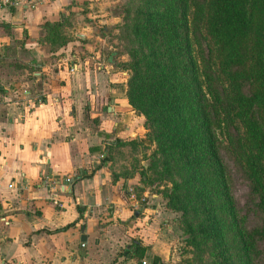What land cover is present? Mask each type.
<instances>
[{
    "label": "crops",
    "instance_id": "crops-1",
    "mask_svg": "<svg viewBox=\"0 0 264 264\" xmlns=\"http://www.w3.org/2000/svg\"><path fill=\"white\" fill-rule=\"evenodd\" d=\"M87 1L0 0V264H177L162 207L135 210L141 174L118 169L134 114L89 65L101 40H56Z\"/></svg>",
    "mask_w": 264,
    "mask_h": 264
},
{
    "label": "trees",
    "instance_id": "trees-1",
    "mask_svg": "<svg viewBox=\"0 0 264 264\" xmlns=\"http://www.w3.org/2000/svg\"><path fill=\"white\" fill-rule=\"evenodd\" d=\"M190 7L195 32L203 29L208 36L202 52L207 93L199 85L191 55ZM140 14L135 32L146 43L148 54L144 57L147 67L136 82L140 90L150 81L152 89L167 92L166 112L201 186L198 199L211 210L213 193L226 188L214 125H221L230 141L237 127L241 133L237 143L264 220V0H149ZM65 21L62 18L54 25ZM129 102L134 106L136 99ZM238 235L244 264H252L255 243L264 240V225L240 229ZM138 248L133 244L125 252Z\"/></svg>",
    "mask_w": 264,
    "mask_h": 264
},
{
    "label": "rangeland",
    "instance_id": "rangeland-1",
    "mask_svg": "<svg viewBox=\"0 0 264 264\" xmlns=\"http://www.w3.org/2000/svg\"><path fill=\"white\" fill-rule=\"evenodd\" d=\"M147 1L89 0L79 8L81 16L77 20H67L54 30L58 34L56 40L67 38V32L74 27L88 28L85 32H90L89 40L96 36L101 40L100 56L89 65L96 67L97 61L104 57L116 74L118 92L129 104V100L136 99L134 106L130 104L134 114L131 132L117 148L118 153L126 156L117 160V166L125 172H139L143 188H137L136 195L141 197L142 191L147 190L146 202L159 203L162 207L177 264H244L238 248L239 230L262 228L264 220L237 143L241 133L234 127L230 141L221 125H214L218 162L225 174L226 188L213 193L215 207L208 210L197 197L201 186L191 173L195 172L189 164L191 159L178 146L177 135L171 128L173 123L166 112L167 92L152 89L150 81L140 90L136 82L139 73L147 67L146 43L135 32L139 18L143 17L140 11ZM188 26L197 79L207 93L202 52L206 50L208 36L203 29L195 32L192 7L188 11ZM221 80L220 77L218 82L222 83ZM255 247L252 264H264V240L257 239Z\"/></svg>",
    "mask_w": 264,
    "mask_h": 264
},
{
    "label": "built area",
    "instance_id": "built-area-1",
    "mask_svg": "<svg viewBox=\"0 0 264 264\" xmlns=\"http://www.w3.org/2000/svg\"><path fill=\"white\" fill-rule=\"evenodd\" d=\"M36 1L37 0H28L27 3H28L29 6H33ZM10 3H13V1L10 2ZM96 51H97L96 58H99L100 51H98V49ZM97 68L98 69H103L104 68L106 70L111 69L110 66L107 65L102 58L97 61ZM72 69L74 70V68H72ZM8 186L11 187L12 184H9ZM128 191H129V196L131 197V199L134 202V204H133L134 209L138 210V211H142L145 208V206L148 205V202H146V199H147L148 195H144L143 194L142 198H140V197L136 196L135 192L133 191V189L131 187L128 189Z\"/></svg>",
    "mask_w": 264,
    "mask_h": 264
}]
</instances>
